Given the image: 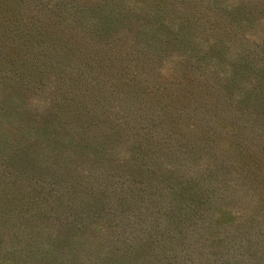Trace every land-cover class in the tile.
Masks as SVG:
<instances>
[{"label": "rangeland", "instance_id": "374dc122", "mask_svg": "<svg viewBox=\"0 0 264 264\" xmlns=\"http://www.w3.org/2000/svg\"><path fill=\"white\" fill-rule=\"evenodd\" d=\"M71 1L86 7L102 0ZM115 4L127 27L151 28L154 35L150 39L157 49L153 50V59L143 58L137 64L133 58L130 61L133 65L128 72L137 74L142 86L133 97H126L123 88L118 91L125 77L118 75L122 68L117 64L102 67L105 74L82 65L70 75L71 86L76 83L75 77H80L88 83L92 80L89 90L100 87L97 96L105 110L96 105L90 107L89 111L95 113L94 121L81 129L79 124L72 126L78 122L77 116L66 120L67 112H77L73 111L75 104L70 103L69 109L62 104L63 125L76 136L70 140L68 130H58L69 139L64 144L67 154L58 158L44 155L38 162L51 171L43 179L45 186H54L60 193L57 186L69 188L73 201L70 196L68 200L63 196L62 206L56 204L57 209L46 217L44 228L58 233L77 231L88 219L84 216L80 222L68 220L79 202L82 205L90 201L108 177L117 181L120 172L123 176L140 173L133 168L139 163L129 141L136 139L135 129L149 127L152 143L143 142L153 148L148 164L166 169L167 175L174 174L168 177L169 184L200 180L216 194L181 226L176 236L171 233L172 223L164 222L170 216L166 209L167 190L158 198L154 210L142 207L137 211L140 208L128 204V214L124 216L117 212V201L109 199L110 206L109 202L105 206L108 216L89 218L92 222L87 221V226L79 229L82 253L79 249L78 254L84 256L79 263L91 262L86 255L96 244L107 249L116 243V237L118 243L135 239L150 247L153 235L167 238L165 244L159 245L160 256L164 253L170 258L165 259L167 264H264V0H117ZM122 33L125 32L118 33L116 47H124L122 54L127 62L133 52H126L130 43L122 41L128 36ZM128 34L132 36L131 32ZM145 42L147 37L141 39V45L145 46ZM134 44L133 47L139 46ZM147 65L151 66L149 70ZM191 72L203 77L202 82L190 81ZM234 74L237 82L230 87L228 79ZM83 88L86 91L79 94L80 100L85 101L88 90L86 85ZM51 91V87L21 90L0 85V129L4 131L0 138L17 145L29 142L31 133L49 123L55 109L61 106ZM127 107L133 112L130 128L121 138L114 135L107 142L108 151L101 161L93 153L76 152L81 147L76 142L81 140L103 147L102 141L110 135V123L118 125L117 119H123L121 113ZM84 135L89 141L84 140ZM168 140L172 145L164 151ZM3 141L0 156L6 154ZM2 169L0 159V174ZM249 169H260L263 180L250 181ZM76 177L82 179L78 184L73 183ZM31 185L29 179H23L10 188L0 186V197H5L6 188L25 192ZM21 219L0 215V264H35L40 258L46 259L41 250L47 244L30 245L23 240L24 230L33 225L24 227ZM49 236L44 233V237ZM13 237L23 242L18 243ZM29 248L31 256L27 254ZM157 256L162 262L163 257ZM50 263L59 261L53 259Z\"/></svg>", "mask_w": 264, "mask_h": 264}, {"label": "trees", "instance_id": "16d2710c", "mask_svg": "<svg viewBox=\"0 0 264 264\" xmlns=\"http://www.w3.org/2000/svg\"><path fill=\"white\" fill-rule=\"evenodd\" d=\"M118 1L121 3V0ZM116 2L117 0H102L84 7L71 0H0V85L6 88L17 86L21 90L31 87L38 89L51 87L52 97L61 105L52 114V117L54 115L55 118L51 117L49 123L38 128L37 132L31 133L29 142L17 145L0 138V144L3 140L5 142L4 153H6L0 156L3 166V173L0 174V186L10 188L23 179H29L32 183L25 192L20 188L17 191L6 188L5 197H0V215L23 218L20 220V224L24 227L33 225L24 230L22 237L30 245L47 244L41 250L42 256L46 259L40 258L37 262H33L35 264H51L50 261L53 259L59 261V264H80L79 262L84 256L81 255L82 259H80L78 254L79 249L82 253L79 229L87 226V221L92 218L100 215L108 216L105 206L108 205L109 199L113 202L117 201V205H115L118 209L117 212L120 216H124L128 214L125 209V205L128 204L140 208L137 211H141L142 207L154 210L158 198L167 190L166 209L167 212H170V216L164 222L172 223L171 233L172 236L174 234L176 236L181 226L190 217L198 214L203 205L206 206L217 192L200 180L169 184L168 177L175 176L174 174L167 175L165 174L166 169L148 164V154L153 148L144 146L143 142L150 141L152 143L153 139L150 128L143 127L139 130L135 129L137 130L136 139L129 141L134 149L132 154L140 165L133 168L136 169V173H140L123 176L120 172L117 181L108 176V180L104 178V185L93 193L90 201H84L82 205L79 202V205L74 209L75 214L68 215V220H78V222L82 221L84 216H88V219L78 226L77 231L58 233V231H46L44 228V221L52 214L53 210L57 209L56 204L61 205L64 202L63 196H67V199L72 194L69 188L65 190L63 186L56 187L57 190L62 191L61 193L56 192L54 186H45L46 181L43 179L46 174H51V171L46 170L38 162L44 155L47 157L53 155L58 158V155L61 156L65 153L64 144L69 139L61 136L58 130L60 132L68 130L67 135H70V140L71 137L76 136L75 132L63 125L65 112L62 104H65L68 109L70 103L75 104L73 111L77 109V112L72 113L73 115L67 112L66 120L67 118L69 120L71 116H77L78 122H73L72 126L79 124L81 129L94 121L95 113L89 111L90 107L93 105H96L95 107L103 106L101 105L102 99L97 96L100 94L98 92L100 87L96 91L89 90L88 86L92 80H89L88 83L81 80L80 77H75L76 83L71 86L70 75L76 74L82 65H90L94 71L105 74L102 67L117 64L116 66L122 68L118 75L121 73L125 77L123 86H118V91L120 92L123 88L126 97H133L138 94L142 86L139 76L128 72L129 66L133 65V62L130 61L133 58L137 64V60L143 58L153 59V50L157 49L152 45L153 42L150 39L154 35L151 28L146 29L139 25L127 27L123 20L124 15L116 8ZM120 31L125 32L122 34L128 35L126 38H122V41L130 43L126 52H133L132 55L128 53L130 60L127 62L122 54L124 47H116ZM129 32L132 36L128 34ZM144 37H147L145 46L141 45V39ZM134 43H139V46L133 47ZM146 68L149 70L151 66L147 65ZM235 76L236 74L228 79L230 87L236 85ZM201 78L203 77L191 72L189 80L202 82ZM84 85H86L88 93L85 101H82L79 93L81 90L86 91L85 87L82 89ZM104 106L108 107L109 105L104 104ZM197 106L200 107V105ZM102 110L105 108L102 107ZM121 117L123 119H117L118 125L110 123V135H107L106 141H102L103 147L95 144L89 145L81 140L79 143L76 142L81 146L75 149L76 152L93 153L95 159L101 161L108 151L107 142L110 143L114 139V135L121 138L127 128H130L129 122L133 119L130 107L124 109ZM3 132L0 129V136ZM76 132L78 133V131ZM84 136H86L84 140L89 141V137ZM41 138L47 143L43 142ZM124 138L128 140L127 136ZM38 139H40L39 142ZM177 141L184 146L179 139ZM171 145V140H168L166 145H163L164 151H167ZM8 164L11 166L8 167ZM143 165L148 166L143 168ZM249 170L250 181L263 180L260 177V169ZM64 178L68 179L67 176ZM80 178L76 177L73 183H80L82 180ZM149 188H151L149 192L144 193ZM207 190H210L211 193H207ZM70 200L73 201V195L70 196ZM76 215L80 217L77 218ZM114 221L117 220H110L111 223ZM100 228L102 229V226ZM174 230L175 233H173ZM44 233L50 235L49 238L44 237ZM15 235L17 237V234ZM54 235L59 236L54 237ZM77 235L78 237H76ZM16 237H13L15 241L23 242ZM117 239L119 238L115 237L114 239L117 244H111L107 249H100V245L96 244L93 251L86 255V258L91 260L86 264H167L165 259H170L167 254L162 253L163 260L161 262L157 256L158 254L160 256L159 245L165 244L166 236L161 239V237L156 238L152 235L150 244L153 245L150 247H144L135 239L131 241L123 239L124 243H118ZM145 241L147 242V239ZM154 241H156L155 244ZM30 251H32L31 248L27 253L29 256L33 254Z\"/></svg>", "mask_w": 264, "mask_h": 264}]
</instances>
